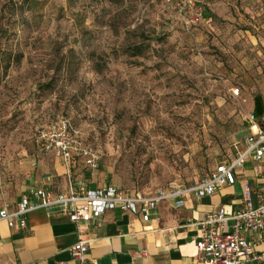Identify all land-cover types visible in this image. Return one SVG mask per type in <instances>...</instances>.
<instances>
[{
  "label": "rangeland",
  "instance_id": "374dc122",
  "mask_svg": "<svg viewBox=\"0 0 264 264\" xmlns=\"http://www.w3.org/2000/svg\"><path fill=\"white\" fill-rule=\"evenodd\" d=\"M257 91L264 0H0V206L52 154L37 135L58 120L106 186L197 183L241 151Z\"/></svg>",
  "mask_w": 264,
  "mask_h": 264
},
{
  "label": "crops",
  "instance_id": "0c3cea01",
  "mask_svg": "<svg viewBox=\"0 0 264 264\" xmlns=\"http://www.w3.org/2000/svg\"><path fill=\"white\" fill-rule=\"evenodd\" d=\"M251 106L264 126V92L252 95ZM258 168L264 174L263 160L250 155L235 170V182L203 197L194 193L182 196V205H177L176 199L164 200L149 219L141 213L115 208L107 209L100 217L73 221L67 212L49 207L30 211L26 226L0 219V264H80L71 248L82 239L89 245L85 264H200L196 244L198 225L194 222L220 207L227 213L237 211L246 184L251 186L254 205H258L257 190L263 184ZM26 179L16 204L10 208L0 206V212L3 209L15 212L24 196L41 188L56 198L59 194H69L71 189L80 191L108 185L84 161L67 164L54 154L33 162ZM231 225L232 221L228 222L226 230ZM247 238L253 250L264 252V232L251 230Z\"/></svg>",
  "mask_w": 264,
  "mask_h": 264
},
{
  "label": "built area",
  "instance_id": "2783aa9c",
  "mask_svg": "<svg viewBox=\"0 0 264 264\" xmlns=\"http://www.w3.org/2000/svg\"><path fill=\"white\" fill-rule=\"evenodd\" d=\"M235 93H239L238 88ZM249 122L250 134L246 138L244 149H241L231 162L218 164L216 171L209 178L192 187L173 186L169 190L157 191L151 198L138 191L121 190L112 185L98 189L81 188L80 191L71 189L69 194H59L56 198H52L47 189L41 188L24 196L15 212L3 209L0 219H8L11 224L16 221L18 225L26 226L28 213L40 207L59 208L67 212L73 221L100 217L107 209L115 208L141 213L145 219H149L159 203L164 200L176 199L177 205H182V196L194 193L203 197L223 185L235 182V170L242 166L250 155L263 160L264 163V128L254 112L250 114ZM37 142L45 153H54L67 164H70L75 156H81L87 167L98 168V152L72 133L68 121L58 120L41 128ZM257 173L263 179L262 186L257 190L260 197L258 205H254L251 186L246 184L242 204L237 211L227 213L220 207L206 212L202 219L194 222L198 225L196 244L200 264L264 262V252L253 250L247 238V233L251 230L264 232V174L259 168ZM230 221L232 227L226 230ZM71 249L74 258L80 264H85L89 250L88 242L79 240Z\"/></svg>",
  "mask_w": 264,
  "mask_h": 264
},
{
  "label": "trees",
  "instance_id": "16d2710c",
  "mask_svg": "<svg viewBox=\"0 0 264 264\" xmlns=\"http://www.w3.org/2000/svg\"><path fill=\"white\" fill-rule=\"evenodd\" d=\"M207 9L208 8H205V10H204V13H205V16L204 17H206V18H209V17H213V14L210 12V11H208V12H205V11H207ZM209 10V9H208ZM256 114V113H255ZM259 120V119H258ZM259 122H260V120H259ZM261 124V123H260ZM262 125V124H261ZM262 127L264 128V126L262 125ZM248 129H249V133H248V135L247 136H249V134H250V125H249V127H248ZM247 136H245L244 138H242V140H241V143L243 144V146L245 147V142H246V138H247ZM53 154V153H52ZM238 155V154H237ZM236 155V156H237ZM234 159V158H233ZM233 159H228V160H221L220 161V163H222V162H227V163H229V162H231ZM75 160H82V161H84L83 160V158L81 157V156H75L73 159H72V162H74ZM71 162V163H72ZM219 163V164H220ZM217 166H218V164L216 165V167L214 168V170L206 177V178H204V179H202L201 181H199V182H197V183H194V184H192V185H190V186H184V187H192V186H194V185H196V184H199V183H201V182H203L205 179H207V178H209L215 171H216V169H217Z\"/></svg>",
  "mask_w": 264,
  "mask_h": 264
}]
</instances>
